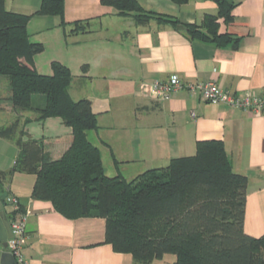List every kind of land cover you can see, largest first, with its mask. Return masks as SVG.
<instances>
[{
    "label": "crops",
    "instance_id": "crops-1",
    "mask_svg": "<svg viewBox=\"0 0 264 264\" xmlns=\"http://www.w3.org/2000/svg\"><path fill=\"white\" fill-rule=\"evenodd\" d=\"M41 1L5 0L8 10L26 14H34ZM138 1L146 10L173 16L183 25H200L206 15L219 11L217 0ZM234 1V19L228 24L220 19L219 31L234 36L236 46L192 39L184 29L155 20L137 24L104 0H65L67 27L60 25L59 16L34 14L28 31L32 41L44 44V36L53 35L61 53L52 61L71 69L72 98L91 101L100 126L93 136L110 156L116 174L133 179L168 165L174 157L195 154L199 141L222 140L234 170L248 177L244 228L259 237L264 235V113L207 102L186 88L158 100L150 88L142 87L177 75L186 83L215 81L238 95L261 92L264 0ZM76 21H85L87 31L71 32ZM41 54L35 58L39 71ZM26 130L32 138L71 131L58 118L29 123ZM17 155L16 142L0 136V170L13 168ZM35 181L34 174L16 172L0 188L9 221L11 208L4 201L9 195L19 199L27 216L24 254L29 264H135L131 254L116 252L105 241L104 218L65 217L50 201L32 197Z\"/></svg>",
    "mask_w": 264,
    "mask_h": 264
},
{
    "label": "trees",
    "instance_id": "trees-1",
    "mask_svg": "<svg viewBox=\"0 0 264 264\" xmlns=\"http://www.w3.org/2000/svg\"><path fill=\"white\" fill-rule=\"evenodd\" d=\"M217 2L216 15H206L200 25L185 24L184 30L192 39L236 46L234 36L219 31L220 19L233 21L236 2ZM104 3L137 24L180 23L146 10L138 0ZM64 12L65 0H42L34 14L59 16L65 28ZM34 14L8 10L0 0V110L16 115L0 126V136L18 145L13 168L0 170V188L16 172L34 174V199L50 201L69 219L104 218L105 241L116 252L131 254L137 264L165 255L174 257L173 264H264V235L253 236L244 228L248 177L234 170L222 140L199 141L195 154L174 157L133 179L106 174L101 149L90 138L100 128L98 114L89 99L72 98L71 69L56 60L49 74L36 67L35 58L45 46L30 37L28 23ZM71 26L73 33L88 29L85 21ZM50 118L60 119L70 133L28 136L29 123Z\"/></svg>",
    "mask_w": 264,
    "mask_h": 264
},
{
    "label": "built area",
    "instance_id": "built-area-1",
    "mask_svg": "<svg viewBox=\"0 0 264 264\" xmlns=\"http://www.w3.org/2000/svg\"><path fill=\"white\" fill-rule=\"evenodd\" d=\"M150 88L151 96L158 100L174 97L181 89H188L191 95L211 103H224L254 113H264V89L261 92L249 91L243 95L231 93L221 88L215 81L189 83L174 75L166 81L156 80L150 84H142ZM6 204L10 210V225L12 237L8 239V250L14 255L16 264H29L24 254V247L28 241L27 216L20 210V201L17 197L9 195Z\"/></svg>",
    "mask_w": 264,
    "mask_h": 264
},
{
    "label": "rangeland",
    "instance_id": "rangeland-1",
    "mask_svg": "<svg viewBox=\"0 0 264 264\" xmlns=\"http://www.w3.org/2000/svg\"><path fill=\"white\" fill-rule=\"evenodd\" d=\"M53 35H48L46 37V35L44 36V40H46V43L44 44L45 46V50L44 52L39 56L38 58V64H39V68L40 71L44 74H49L51 72V63H52V59L55 58V55L58 53H61L58 48V45L56 44V42L54 41V39L51 37ZM7 80V79H5ZM79 82V81H78ZM39 103L43 102V99L38 100ZM31 117H34L35 115L33 113L29 114ZM12 116V117H11ZM16 115L12 114V113H8L7 111L4 110H0V126L2 125H7L10 124L14 119H15ZM25 119L22 118L21 121V125L23 123ZM47 128V125H45V129ZM20 130V129H18ZM19 131L16 133V136L18 135ZM94 132L90 133V138L91 140L100 147L101 149V144L97 143L95 141V138L93 136ZM103 152V148L102 151ZM103 157H104V161H105V171L106 174L109 176H114L116 175V170H115V166L114 164L110 161V156L106 153L103 152ZM174 263V257L172 255H165L163 258L161 259H155L154 261H152L150 264H173ZM137 264V263H135Z\"/></svg>",
    "mask_w": 264,
    "mask_h": 264
},
{
    "label": "water",
    "instance_id": "water-1",
    "mask_svg": "<svg viewBox=\"0 0 264 264\" xmlns=\"http://www.w3.org/2000/svg\"><path fill=\"white\" fill-rule=\"evenodd\" d=\"M178 29H184L183 24L177 25ZM12 237L10 221L3 208L0 199V264H16L14 255L8 250V239Z\"/></svg>",
    "mask_w": 264,
    "mask_h": 264
}]
</instances>
